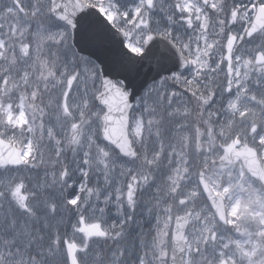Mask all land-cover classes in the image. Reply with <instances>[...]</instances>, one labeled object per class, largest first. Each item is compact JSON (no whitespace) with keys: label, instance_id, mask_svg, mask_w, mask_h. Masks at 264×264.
I'll list each match as a JSON object with an SVG mask.
<instances>
[{"label":"snow or ice","instance_id":"6c2138e0","mask_svg":"<svg viewBox=\"0 0 264 264\" xmlns=\"http://www.w3.org/2000/svg\"><path fill=\"white\" fill-rule=\"evenodd\" d=\"M261 13L264 0H0V144L19 133L28 158L0 167V264H127L121 241L149 187L133 166L137 134L150 164L145 128L174 125L193 101L204 111L218 97L229 103L241 89L236 70L264 65ZM119 122L127 152L111 136ZM19 167L32 169L27 179L15 178ZM91 224L100 236L81 230ZM216 255L264 264L262 247Z\"/></svg>","mask_w":264,"mask_h":264},{"label":"rangeland","instance_id":"374dc122","mask_svg":"<svg viewBox=\"0 0 264 264\" xmlns=\"http://www.w3.org/2000/svg\"><path fill=\"white\" fill-rule=\"evenodd\" d=\"M246 54L247 53H245V55ZM235 75L241 85L240 92L233 97L229 103L223 105L219 113L216 108H213L211 115L207 114V116L217 119L218 117H216V115L218 113L219 117H221L222 127L229 129L231 132L236 131L238 136L237 134L233 136L242 138L244 144H248L257 149L260 160L264 166V142H261L259 139V137L264 134V79L260 80L259 87H255L257 78H264V65L257 66L244 63L241 68L236 70ZM219 79H224L223 74H221ZM245 81L248 82L246 87ZM232 88L233 91H235V83ZM255 88L259 89L258 92L261 97L254 96ZM216 103L222 102L217 98ZM242 117V120H246L250 123L248 126L246 122H242V124L239 122L238 124V121H235V118L239 120ZM209 118H205L206 122L202 128L203 135L200 157L202 164L217 159L220 154L218 146L224 144V142H218L216 139L214 140L213 134H215V129ZM214 119L213 123H215ZM17 123H23V121H17ZM253 126H257L258 131L250 135V130ZM195 128L196 126L192 127L193 135L191 138V144L194 149H196ZM0 131L7 134L6 129ZM221 131L222 129L219 128L218 132L221 133ZM17 138V141L14 142L13 145L19 148V141L21 139L19 133H17ZM137 140L138 134L136 142ZM27 159L28 158L24 156V160ZM21 172L22 171H20V173ZM13 174L16 178V172H13ZM185 176L180 189L184 193L182 199H185L187 202L184 206H175V211L171 219L172 222L177 215L185 213L188 210L194 213L190 221L186 238L187 255L185 264H187L189 260V253L193 254L191 264H217L216 254L220 251H223L228 257H240L243 256L245 251L249 248H264V192L248 178L240 166L216 165L206 173V181L211 186L213 192L225 201L227 218L230 225L228 231H222L215 225L213 213L201 209V207H203L202 202H200V205L197 204V208L200 210L196 208V202L201 200L200 197L202 193L197 188V183L196 180L193 179L192 173L189 172ZM20 177L21 176H19V178ZM146 181L148 184L149 182L147 179ZM140 186L142 188L145 187V181L143 179H141ZM151 194L155 196L156 192L152 191ZM17 198H19V196H17ZM151 210L152 209L148 207L147 211ZM138 219L140 222L147 223V219L144 216H139ZM239 222H242V226H244L241 229L239 228ZM85 226L87 225H82V229ZM138 226L137 223H133L129 225V229H137ZM147 230L148 229H146V231ZM170 231V224L169 229L167 224V227L163 228L161 231L160 242L157 243V256L160 257L161 260L163 256H168ZM214 233L215 238L212 237ZM152 235V233L150 235H144L143 239L138 244H147L150 246L152 241L150 237ZM147 238L150 239L148 242ZM155 241H157L156 237ZM161 241H165V243L163 244ZM197 248H199L200 256H195ZM156 261L155 264H161L160 260ZM227 263L232 264V260L228 259ZM147 264H153V261L151 262L147 259Z\"/></svg>","mask_w":264,"mask_h":264},{"label":"trees","instance_id":"16d2710c","mask_svg":"<svg viewBox=\"0 0 264 264\" xmlns=\"http://www.w3.org/2000/svg\"><path fill=\"white\" fill-rule=\"evenodd\" d=\"M213 108H216L219 113L221 103L212 104L211 109ZM209 113L210 111L205 112L202 105L193 101L187 107L180 109L177 117L178 122L174 125L165 118L163 127L157 124L153 125L152 129L145 128L143 130V136L144 142L147 145V159L150 161V164L145 163L143 158L144 153L141 149L139 139L137 140L136 148L137 151L141 152V157L134 163V167L137 169L135 174L138 177H146L149 182V187H147L144 192L137 193L136 196L138 207L134 215L137 218L136 223L139 225L138 228L129 229V225L125 227V232L129 235L127 241H121V244L127 246L129 250L126 256L127 264H135L136 256L142 255L145 252H147V259L151 262L153 261L152 257L158 255L157 243L160 242L161 231L163 228L167 227V224L169 229L175 206H177L179 200L184 197V193L180 189L183 179L189 172L192 173L193 179H196L197 173L202 167L200 156L191 144L193 135L192 127L197 126V121L201 120L203 116L209 118L207 116ZM218 113L216 117L219 118ZM211 119L213 120L214 117ZM248 125L249 122L247 126ZM169 127L172 129L170 134L165 132V129ZM232 136L233 134L230 132L226 133L223 140L231 139ZM47 155L46 153L45 160H47ZM20 171L22 172L20 173ZM12 172H16V179L18 180L27 179L32 169L30 167H23L13 170ZM19 176L21 177L19 178ZM152 191L156 192L155 196L151 194ZM200 198L201 200L196 202V207L197 204L200 205V202H202L203 207H201V209H205L209 212V208L205 204L203 198ZM146 204L152 209L151 211H147L148 208L146 209ZM149 212L154 219L149 218ZM139 216H144L147 219V223L140 222L138 219ZM239 228H243L240 222ZM146 229L148 230L146 231ZM151 233L153 235L150 237L152 238L150 246L147 244H138L143 239L144 235H150ZM155 237L157 241H155ZM149 240L150 239L147 238V242ZM133 242H137V247L135 249L131 247ZM101 243L103 245V241ZM164 243L165 241L163 244ZM114 247L111 241L107 242L108 249ZM116 250L118 251L119 249ZM157 260H160L161 264H163L161 259ZM104 264H113V261L106 260Z\"/></svg>","mask_w":264,"mask_h":264},{"label":"water","instance_id":"95a60500","mask_svg":"<svg viewBox=\"0 0 264 264\" xmlns=\"http://www.w3.org/2000/svg\"><path fill=\"white\" fill-rule=\"evenodd\" d=\"M257 24L264 26V13H261L257 18ZM111 131V136L119 141L121 148L127 152L129 151V140L126 122L116 123ZM200 132L197 131V148H199ZM238 148V150H237ZM223 155L214 164L223 165H237L241 164L245 172L250 178L258 182L264 188V170L261 166L260 160L255 150L249 147H241L239 142L231 143L227 147L222 148ZM5 165H23L21 151L16 148L9 147L7 144H0V167ZM14 169V168H13ZM206 169L199 172L198 185L201 192L207 201L210 209L215 217L222 225L226 226V212L223 199L216 196L211 187L205 182L204 172ZM185 201H181L183 205ZM191 213L187 212L184 215L175 218L172 232H171V246L168 254V264H184L186 255L185 235L189 226V219ZM84 233L89 237L100 236L101 229L97 225H93L84 229ZM75 246L70 247V254L75 255ZM221 264H225L223 261Z\"/></svg>","mask_w":264,"mask_h":264}]
</instances>
